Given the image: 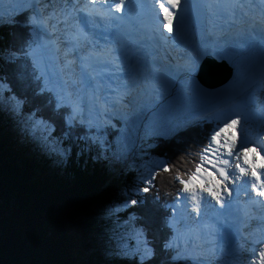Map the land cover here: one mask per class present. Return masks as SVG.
<instances>
[{
  "label": "trees",
  "instance_id": "1",
  "mask_svg": "<svg viewBox=\"0 0 264 264\" xmlns=\"http://www.w3.org/2000/svg\"><path fill=\"white\" fill-rule=\"evenodd\" d=\"M14 31L10 24L0 22V48L12 42ZM215 124L209 119L196 120L169 141L156 138L142 147L143 155H154L150 158L174 171L169 178L174 179L173 185L166 180L155 185L154 192L150 193L151 188L148 191L159 206L144 211L155 213L151 221L157 243L168 234V229L161 226V218L169 215L165 205L170 206L174 196L181 193L177 177L187 179L201 163V149L208 142L205 137ZM24 128L0 114V264H132L113 257L111 252L120 237L144 217L142 206L148 205L129 206L127 212L134 213L135 218H125L124 212L109 216L104 210L114 199H122V190L138 173L112 174L106 157L95 158L97 148L93 143L94 133L105 132L113 138L118 131L109 126L103 130L77 126L70 130L69 139L58 123L53 136L74 145L72 154L61 158L50 150L51 143L43 142L40 130L30 142L22 140L30 132L29 127ZM78 149L81 154H77ZM162 169L158 175L165 176L167 171Z\"/></svg>",
  "mask_w": 264,
  "mask_h": 264
},
{
  "label": "snow or ice",
  "instance_id": "2",
  "mask_svg": "<svg viewBox=\"0 0 264 264\" xmlns=\"http://www.w3.org/2000/svg\"><path fill=\"white\" fill-rule=\"evenodd\" d=\"M167 7L162 0H156L160 14L164 21L163 28L167 32H173V11L179 6V0H166ZM47 0H17L16 6L11 11L0 15V22L10 24L16 31L13 32L12 42L0 48V114L8 115L18 124L27 125L30 129L40 130L41 139L45 144H52L50 148L55 155L65 158L72 154L73 144L57 141L53 136L57 124L59 123L65 131L63 135L70 139V130L79 126L81 128L91 129L95 127L99 130L102 124L97 120L93 123V109L99 116L100 109L80 108L79 96L72 98L68 92V84L63 80L58 70L45 71L50 64V53L54 48L52 40H45L44 36L48 34L50 20L46 6ZM124 0L115 4L114 10L120 12L124 10ZM133 5L127 6V13H132ZM62 16L70 17L71 13L65 9ZM122 20L123 17H116ZM84 22H91V14L85 15ZM67 23V20H65ZM212 53H209L211 55ZM221 60H228L233 64L237 74L247 72L254 79H258L264 84V56L261 57L259 64L248 61L247 64L234 60L231 54L216 52ZM123 59V54H121ZM87 79V73L81 74ZM197 97L205 96L199 87L192 88ZM224 99H217L215 103H208L205 110H215ZM87 113V114H85ZM224 120H217L215 127L210 129L205 137L207 144L201 149V163L195 168V171L187 179H180L182 185L181 193L191 192V199L196 205V192L206 193L205 198H211L216 203L223 205L224 197L231 196L232 188L229 184L233 183V175L226 167L229 159L223 158L235 156L243 160L242 167L239 163L235 164V169L240 174L250 171L251 177L255 181L251 184L253 189L257 188V183L264 187V180L258 174V166L255 159L256 149L246 146L243 142L237 144V126L240 124L238 116L236 118L228 117L224 113ZM86 137H80L85 139ZM97 148L95 158H99L102 152V143L107 141L93 140ZM235 149V151H234ZM249 153H253V159L249 160ZM77 154H81L79 149ZM207 157V161L204 157ZM215 161V163L213 162ZM207 165V166H205ZM259 168L264 170V156H261ZM168 171L167 168H164ZM143 182L148 186L135 188V192L147 193L150 190L152 179L144 177ZM178 197L179 198V195ZM264 196V191L259 192ZM144 197L133 199L125 196L121 200L110 202L105 208V213L109 216H115L117 213L124 212L126 217H134V213H128L129 206L143 205ZM187 199V197H186ZM169 215L161 218L163 228L168 229V234L163 236L159 243L153 234L152 221L149 218L140 217L138 224L129 232L120 237L117 248L113 249L111 255L117 259L131 261L132 264H177L179 252L175 243V230L172 224L174 219L175 204L165 205ZM194 211H199L198 205ZM135 218V217H134ZM259 264H264V250L257 253Z\"/></svg>",
  "mask_w": 264,
  "mask_h": 264
},
{
  "label": "bare ground",
  "instance_id": "3",
  "mask_svg": "<svg viewBox=\"0 0 264 264\" xmlns=\"http://www.w3.org/2000/svg\"><path fill=\"white\" fill-rule=\"evenodd\" d=\"M53 5H54V2H50L48 5V9H52ZM263 6H264V3H263ZM248 13L252 16L251 20L242 22L239 25L234 26L232 29H229L228 31H223V35H224V38H226V40L224 39L223 41L221 36L218 38H214V39H210L208 37L206 39L207 42L205 43L206 44L205 46H201L198 49H194V50L192 49L191 46H188V49H187L188 54L193 55L194 58L191 56L185 55L186 57H183L185 58L183 64H178L177 59H175L173 54L170 56H166L165 55L166 51H164L163 52L164 54H163L162 52H157L155 50H152L155 56L154 58H151V60L156 63L158 62L156 64V69L157 68L160 70L161 68H166V69L171 68L172 69L171 76L167 75L168 81H166V79L164 78V83L167 88V95H166V98L164 99L161 116L154 119L155 122L153 123H155L156 129H154L152 133L165 132L166 134H168V132L165 131L163 128L164 122L168 123L171 133H174L178 131L179 128H181L184 124H186L192 118L193 119L190 121L191 123L194 120V118H196L199 115H207L211 113L212 111H216V110L223 111L226 109L224 113H226L228 117H232V118H236L237 116L241 117L242 119L246 120V122H244L245 124H247V121H250V119L255 120L256 134H254L253 136V133L250 130H248V132L246 133L247 138L245 139L241 138L240 143L243 142L246 146L248 147L250 146L256 149L255 159L257 162L258 169L260 170L259 174L263 175L264 170H261L259 168V164L261 163V156H264V146H263L264 125L261 124V120L255 116V114L258 111L255 110L252 113L253 109H251V106L249 105L250 96H248V98L246 96V93L248 91H250L251 89L257 86L258 84V82L256 81L257 79H254L251 75H249L248 76L249 78H247V81L244 83L242 76L244 75V73L246 74L247 72L237 74L234 69L233 77L229 79L228 82H226L224 85L215 87V88H204L199 84L196 78L200 70V69L198 70V66L203 56L208 52L213 53L214 56L218 59L220 58L216 56L215 53L221 52V53L231 54L234 60H238L239 62L244 63V64H247L248 61L255 62L257 65L259 64L261 57L264 56V23L256 19V18L261 17L260 16L261 13L257 11H249ZM47 36L50 37L52 35L50 32H48ZM56 44L59 45L62 43L56 42ZM249 51L254 52V56H255L254 59H250L248 61L244 60L246 54H248ZM226 61L233 66V64L230 61L228 60ZM172 64H175L176 66H172ZM152 68L155 69V67L153 66ZM172 82H174L175 86H172ZM242 82L244 83L243 85H242ZM183 83H186V84L188 83V87H190V85H192V87L187 88V89H182L180 84H183ZM128 87L130 86L128 85ZM193 87H199L200 89H202L203 93L206 95L197 97L192 91ZM151 88L153 89V87ZM151 88L149 90V87H147V91L150 96H153L154 92L151 91ZM117 89L118 91H120L119 88ZM154 91L156 92V90ZM110 94H113V96L111 97L120 96V93L116 91H110ZM252 94H254V91H252ZM93 99H97V98L95 97V95H93V93H88L87 94L88 105L87 106L85 105L84 108H92ZM124 99H125L124 97L122 99H119L118 104L122 105L124 103ZM217 99H224L226 102L221 104L220 107L216 108L215 110H211V111L205 110V106L208 103H215ZM94 105H95V108H98L97 103H94ZM100 113L104 114L103 111H100ZM92 115L95 117H99V116H96L94 109H93ZM96 119L98 118H93L94 123ZM239 131H240V128L237 129V132ZM261 136H263L262 141H261ZM253 155H254L253 153H249V160L253 159ZM223 158L229 159V164L227 165L226 170L230 174L234 173L233 175L234 179L232 177L233 181L236 179V181H234L232 184H229V187L232 188V193L230 197L225 196L223 198L224 199L223 205H224L225 203H228L233 200L234 195L236 193L235 192L236 187L239 184L236 182L240 181V183L244 182L246 185L249 184L248 179H249L250 173L248 174L247 172L249 171H247L244 174H240L239 171L235 169L236 163H239L242 167H245L243 165L242 158L237 159L235 156L228 157L227 155H225ZM213 162L215 163V161ZM159 168H162V166H160ZM259 187L260 188L262 187L261 184L259 185ZM196 195H197L196 205H198L199 210L216 208V206H222L221 204L216 203L215 200L211 198H205L207 196L206 193L201 194L200 192H196ZM191 200L192 199L188 201L187 209L185 210H188V213L192 211V213H197V214H196V217H191L192 213L188 215V219H187L188 229L187 230L190 229V231L185 234L184 238H190L193 241L195 240V235L198 234L197 230L192 229L194 227L193 223H196L197 227L200 228L202 231L203 230L209 231L212 229L209 226L211 224L207 222H203L201 220L204 218V216H201L198 213L199 211L198 212L194 211V207L196 205H194V203L191 202ZM254 206L255 207H251L249 209V214L247 215L248 225L250 229H243V232H242V234L245 236L246 239H249V237L255 238L253 240L254 241L253 245L243 242V240L239 236L235 238L237 233H233L231 229L225 228V232H227V235H226L227 240L223 239L222 243L229 245V247L227 248V251H228L227 255L233 259L231 264H236V262H240L241 257H244L245 259V251L248 252L247 253L248 259L246 261L247 264H258L259 263L260 258L257 255V253L261 250H264V224H262L261 221H259L261 216L264 218V205L255 203ZM149 208H152V207L142 206L141 212L143 213L145 218H149L153 220L155 213L147 214L144 212L146 211V209H149ZM220 209H222V207H220ZM256 217H257V220L255 219ZM182 222L185 223L184 221ZM191 224L193 227H191ZM222 228H224V226ZM218 231L221 232V230H218ZM261 231L263 233L262 237H260ZM225 232L222 235V238L225 237ZM230 236H232L235 240L232 238L230 239ZM177 238H180V237L177 235ZM196 245H200V244H196ZM196 245L193 246L192 248L191 247L189 248V246H187V249L182 248V252L185 253L188 249L189 251L193 252V251H196L194 247H199V249L201 250V251L199 250L200 251L199 260L200 261L204 260L203 262L204 264H212V263H208L206 259H210V257H213V254H212L213 251L211 252V247L213 249L215 246V243H213L212 241V245L208 243H205L202 246H196ZM223 246H221L220 248H222ZM252 249H254V251H252ZM190 257H193V256H190L187 252L184 254L182 258L184 259L188 258L190 261V262L188 261V264H195V261L193 260V258H190ZM184 263L185 261L179 262V264H184Z\"/></svg>",
  "mask_w": 264,
  "mask_h": 264
},
{
  "label": "rangeland",
  "instance_id": "4",
  "mask_svg": "<svg viewBox=\"0 0 264 264\" xmlns=\"http://www.w3.org/2000/svg\"><path fill=\"white\" fill-rule=\"evenodd\" d=\"M57 0H47V3L49 2H55L56 3ZM7 3H9L7 1ZM11 7H14V5H10ZM11 9L8 8L6 10L0 11V15H4L8 12H10ZM49 11V9H48ZM211 53V52H210ZM244 53V52H242ZM182 53H179L178 50H175V53H173V56L175 57V59H177V63L178 64H183V56L181 55ZM213 54V53H212ZM214 55V54H213ZM254 52L249 51L248 54H246L245 59L244 60H250V59H254ZM61 57L60 55L58 56H54V52L51 51L50 53V64L48 69H46V71H54V67L56 70L59 71L60 75L63 76L64 75V71L63 69H61L60 66V60ZM255 63V62H254ZM172 66H176L175 64H172ZM153 67H155V69L152 68V66L147 67V68H139L136 72V76L133 78V89L130 90V92H125V99H124V103L122 105L114 104L111 107H106L103 106V110H105V108L109 109V110H113L114 111V115L116 116L115 120H113L112 117H114L113 114H107L105 115L104 118H102V116L99 117H95L93 116V118H98L95 120V122L98 120L101 124L102 127L100 128V130H103L102 128H104V125H109V127L111 128H115L116 131H118V133H115L113 136V138H109L110 136L105 133V132H100V133H94L93 136L95 138V140H102V141H107L106 144L101 145L102 147V152L100 155V158L106 157L107 161H110V167H111V172L114 175H119V172H129V171H136L135 173H138L136 178H134V180H131V185L128 186V188L124 191L122 190V199L125 196H130L133 199H138L140 198L141 194L147 196L145 202H144V206L148 205L150 207H152L151 209H155L157 210L159 206H156L155 204V200H151L150 198V194L149 192L147 193H136L135 192V188L137 186L139 187H145L148 186L147 183L143 182V178L144 177H151L152 179V184H151V190L150 193L153 191V189L157 188L158 185H162L165 184L166 180L170 181L171 179H169L170 177H172L173 172H171L166 163L161 162V161H154L152 158H155L154 155L152 156H146L143 155L141 150L142 147H144L145 143H147L148 141L154 143L156 138H160L163 139L164 141H169L170 139L174 138L178 132L184 127L187 126V124L193 119H190L186 124H184L181 128L178 129V131L171 133V130L169 128V125L167 122H164L163 124V128L165 131L168 132V134H166L165 132H157V133H152V131L154 129H156L155 127V120L156 118H158L159 116H161V111H162V107L164 104V99L166 98L167 95V88L166 85L164 83V78L167 80V74L168 71L171 68H161L160 69H156V64L153 65ZM249 74H245L242 76L244 83L247 81V78ZM258 82L257 86L254 87L253 89H251L250 91H248L246 93V96L248 98L249 97V105L251 106L252 113L257 110L258 112L255 114V116L261 120V124L264 125V97L262 99V91H264V84H262L258 79L256 80ZM242 82V85L244 84ZM200 84V83H199ZM255 84V85H256ZM201 85V84H200ZM173 86V85H172ZM182 89H187L192 87V85H190V87H188V83H183L180 84ZM202 86V85H201ZM147 87H149V90L151 87H153L154 90H156V92L151 88V91H153V96H150L148 91H147ZM204 87V86H202ZM259 87V92H261L259 95H257V98H255V100H252V91H256L257 88ZM205 88V87H204ZM82 94V93H81ZM79 94V100L82 99V95ZM192 94V93H191ZM164 96V97H163ZM261 100V101H260ZM82 105V106H81ZM93 107V104H92ZM99 107V106H98ZM80 108L81 109H85L84 108V102L80 103ZM224 111L225 110H216V111H212L211 113L207 114V115H199L196 118H194L193 121H196L197 119H214L216 122L217 120H224L226 117L224 115ZM104 112V111H103ZM200 112V111H199ZM203 114V112H202ZM97 116V115H96ZM240 120V124L237 126V129L240 128V131L237 132L236 131V135H237V144L240 143L241 138L245 139L246 137V133L248 132V130H250L254 134H256V129H255V120H251L247 121V124H245L244 122H246V120L242 119L241 117H238ZM113 120V121H112ZM192 121V122H193ZM94 123V121H93ZM191 123V122H190ZM189 123V124H190ZM167 127H166V125ZM188 124V125H189ZM28 126L25 125V128H27ZM23 129L24 131L26 129ZM109 128V129H111ZM94 130H97L95 127H93ZM36 130L37 129H30L29 128V133L28 137H24L22 138V140H25V142H30V140L35 136L36 134ZM262 139V138H261ZM250 147V146H249ZM150 150H153V148H150ZM148 151V150H147ZM149 155V154H148ZM145 156L148 158L146 160ZM152 157V158H150ZM154 165V166H153ZM162 166L164 170V168H167V174L165 176H161L158 175L159 167ZM207 166V165H205ZM176 180V178H175ZM173 181L171 183V185H173L174 183V179L172 178ZM156 182V183H155ZM157 185V186H155ZM154 192V191H153ZM198 192V191H197ZM203 194V193H201ZM144 196V198H145ZM177 194L174 196L173 201L176 202L175 204V216L178 215V219L176 220L177 222V226L174 222V230H175V239L176 238V234L180 237L178 238V244H181V248H186L187 246H189V248L195 246L196 244H200V246H202L205 243L211 244L212 241L213 243H215V247L212 249L211 248V252L213 251V257H210V259H206L208 263H212V264H231L233 259L231 257H229L227 255V247L223 246L222 248H220L222 246V239L217 237V234L215 232H210L208 231V235L201 240L197 239V242L194 241L193 243H191V239H189L187 242H185L186 240H183V237L185 236L186 233H188L190 231L187 230V219H188V215H190L192 213V211H190L188 213L187 209V203L188 201L191 199V192H184L182 193L179 198H177ZM187 197V199H186ZM153 199V196H152ZM118 199H114L113 201H117ZM147 201L149 203H147ZM160 202L162 203L163 201L160 200ZM191 202H193L191 200ZM194 203V202H193ZM259 203H264L263 198L259 197ZM139 204V203H138ZM173 204V203H172ZM171 204V205H172ZM141 205V204H139ZM161 205V204H160ZM94 212H96V210H94ZM161 215V212L159 213ZM200 214V212H199ZM196 213H192L191 217H195ZM160 219V217L157 218V220ZM257 220V217L255 218ZM254 219V220H255ZM181 220V222H180ZM253 220V222H254ZM179 221V222H178ZM182 221H184L185 223H183ZM259 221H261V223L264 222V219L260 217ZM155 223V222H153ZM183 223V224H182ZM155 225V224H154ZM162 226V224H161ZM163 228V227H162ZM166 229V228H164ZM187 230V231H185ZM200 230L199 228L197 229ZM210 234L212 235V239L210 238ZM196 237V235H195ZM198 246V245H196ZM194 249H196V247H194ZM199 249V247L197 248ZM252 251H254V249H252ZM179 255L181 257L184 256L185 253H192L193 254V260L195 261V264H204V260H199V256H200V251L198 253H196V251H189V249L183 253L182 249H178ZM247 253L245 251V259L244 257H241L240 262H236V264H247L246 261L248 259ZM199 254V255H197Z\"/></svg>",
  "mask_w": 264,
  "mask_h": 264
},
{
  "label": "water",
  "instance_id": "5",
  "mask_svg": "<svg viewBox=\"0 0 264 264\" xmlns=\"http://www.w3.org/2000/svg\"><path fill=\"white\" fill-rule=\"evenodd\" d=\"M198 81L207 88L224 85L233 77L234 69L226 61L214 58L207 54L199 67Z\"/></svg>",
  "mask_w": 264,
  "mask_h": 264
}]
</instances>
